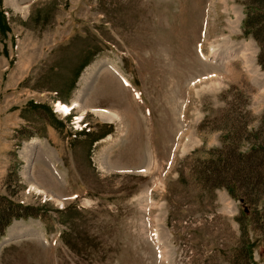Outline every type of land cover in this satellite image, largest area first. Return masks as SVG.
Returning a JSON list of instances; mask_svg holds the SVG:
<instances>
[{"label":"rangeland","instance_id":"1","mask_svg":"<svg viewBox=\"0 0 264 264\" xmlns=\"http://www.w3.org/2000/svg\"><path fill=\"white\" fill-rule=\"evenodd\" d=\"M247 2L0 0V196L25 216L0 264H264V194L195 173L261 129L258 44L216 6Z\"/></svg>","mask_w":264,"mask_h":264},{"label":"trees","instance_id":"2","mask_svg":"<svg viewBox=\"0 0 264 264\" xmlns=\"http://www.w3.org/2000/svg\"><path fill=\"white\" fill-rule=\"evenodd\" d=\"M245 36H251L258 44L259 53L257 61L264 71V0H248L246 4V17L243 22ZM259 130L250 132L247 128L241 135L229 136L225 130L221 136L222 146L214 152L209 153V157L199 162L197 178L204 190L213 191L215 188H225L228 194L236 199H240L245 204H255L260 201L264 194V112L261 116ZM263 135L261 137L260 135ZM243 143L247 144V149L243 150ZM9 196H0V236L3 235L7 226L13 219L22 218L24 211L11 200ZM244 218H249L248 213H244ZM264 219V212H263ZM250 224L247 221L246 227ZM262 227V226H261ZM264 228V227H263ZM260 226L253 227V231H258ZM264 235V234H263ZM264 241V238H263Z\"/></svg>","mask_w":264,"mask_h":264},{"label":"crops","instance_id":"3","mask_svg":"<svg viewBox=\"0 0 264 264\" xmlns=\"http://www.w3.org/2000/svg\"><path fill=\"white\" fill-rule=\"evenodd\" d=\"M218 7V9L220 11H223L224 13H226L225 15V21H229V22H237L239 24H241L243 22L244 19V13H243V9L236 6V5H231V4H225L223 6L221 5H216ZM216 6L214 5V9L216 8ZM232 18H237L235 20H232ZM232 20V21H231Z\"/></svg>","mask_w":264,"mask_h":264},{"label":"bare ground","instance_id":"4","mask_svg":"<svg viewBox=\"0 0 264 264\" xmlns=\"http://www.w3.org/2000/svg\"><path fill=\"white\" fill-rule=\"evenodd\" d=\"M59 102H60V101H59ZM74 104H75L74 106H77V102H74ZM61 105H62L61 103H58V104H57V106H58V110L61 111V112H64V109L61 108ZM64 108H65V109H68L67 112L70 111L69 107L65 106ZM71 109L73 110L74 108H71ZM100 109H102V108H100ZM72 110H71V111H72ZM106 110H107V109H106ZM106 110H98V108H97V109L94 110V111H95V113H96L98 116H100V117H107V118H109V119H112V118L116 117L115 114H113V113L110 114V113H109L108 111H106ZM71 111H70V112H71ZM7 237H8V236H7Z\"/></svg>","mask_w":264,"mask_h":264}]
</instances>
